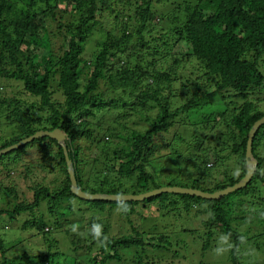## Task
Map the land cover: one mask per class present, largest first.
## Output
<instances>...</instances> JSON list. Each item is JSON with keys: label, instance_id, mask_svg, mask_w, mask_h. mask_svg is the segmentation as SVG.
I'll return each instance as SVG.
<instances>
[{"label": "trees", "instance_id": "1", "mask_svg": "<svg viewBox=\"0 0 264 264\" xmlns=\"http://www.w3.org/2000/svg\"><path fill=\"white\" fill-rule=\"evenodd\" d=\"M181 2L0 0V150L59 128L88 193H213L237 183L248 133L264 117V99L255 97L264 94V0ZM111 108L120 109L117 120L105 124ZM252 154L251 180L219 199L86 200L70 190L63 147L33 139L0 155V192L11 197L0 223L20 219L45 254L13 253L0 234V264H53L56 256L57 264H185L190 252L171 250L167 233L179 214L201 219V250L225 242L229 264H252L240 254L264 244V124ZM17 173L29 180L30 201L4 187ZM52 228L67 236L70 254L59 253ZM252 254L260 259L264 249Z\"/></svg>", "mask_w": 264, "mask_h": 264}, {"label": "rangeland", "instance_id": "2", "mask_svg": "<svg viewBox=\"0 0 264 264\" xmlns=\"http://www.w3.org/2000/svg\"><path fill=\"white\" fill-rule=\"evenodd\" d=\"M180 3H182L181 0H180ZM125 4L126 3L124 2H118V4L116 5V8H119V11L124 12V10L122 9L125 6ZM60 6L65 7V4L62 3L60 4ZM157 6L162 7L166 5L157 4ZM261 67L264 68V64L261 65ZM255 97L259 99H264V94L258 93L255 95ZM119 111L120 109H117V108L109 109L106 115L104 116L103 122L105 124H108V122H113L116 119V115H118ZM22 157L23 159H30L29 154L23 155ZM17 174L18 176L14 174V176H12L10 179H7V181L4 182V187L6 186L9 188L10 187L15 188V190H17L18 193H23L25 195V198H27L28 201H30L31 193L29 191L26 192V185H29V180H26V178L22 176V173H17ZM3 197H4V192H0V208L5 207L7 202L11 201L10 196H5L6 199ZM45 209L46 208L43 207V205L41 204L38 207H36L35 211L45 210ZM44 217H46L45 218L46 220L53 219L52 217H50V214L47 211ZM56 217H60L59 211H56ZM197 217L198 215L195 218H191V220H189V218H187L185 214H179L178 219L176 218L173 222L171 221V218H169V220L167 221V227L169 228L167 233H168L169 239L173 242L172 247H170V249L180 251V252H184L188 250L190 253L188 254L185 260L186 262L185 264H198L199 262H202V264H229L226 261L225 255H224V251L227 250L225 248L226 247L225 242L220 243L217 240L216 241L212 240L211 245H215V246H210L206 250H201V245L203 243L202 238L204 237V235H203L202 229L194 226L199 221H201V219L199 217L197 219ZM54 218H55V215H54ZM181 219H186V221L176 222L177 220H181ZM18 220H19L18 221L19 223L15 221L11 222L10 220H4L0 223V234L4 236L7 243L15 245V250L13 251V253L15 251L18 252V250L20 249H25L29 251L30 253H32L33 255H44L46 246L44 242L42 241V239L40 237L32 236L28 230L26 231V230L20 229L19 228L20 219ZM81 223H82V220L78 219L73 224H71V227L72 226L77 227L81 225ZM48 234L50 237H56L60 239V242L57 248L59 253L64 254V255L70 254V247L67 244L68 239L66 235L64 236L63 234L59 232L58 229L55 230L54 228H52ZM178 243H181L182 246L180 247ZM263 246L262 244L260 245L253 244L251 246H248L246 248V251L245 250L241 251L240 261H244L247 258H249L252 264L257 263L258 261H262L263 263L262 258L264 257H261L260 259H258V257L255 254H252L254 252L262 253V250L264 249ZM125 254L126 253H123L124 256ZM8 255H10V253ZM58 260L59 258L58 256H56L53 264H57ZM67 260L70 261L69 255L67 257Z\"/></svg>", "mask_w": 264, "mask_h": 264}, {"label": "water", "instance_id": "3", "mask_svg": "<svg viewBox=\"0 0 264 264\" xmlns=\"http://www.w3.org/2000/svg\"><path fill=\"white\" fill-rule=\"evenodd\" d=\"M264 124V117L258 119L252 125L248 136H247V143H246V150H245V158H246V172L244 176L232 186H228L224 189L215 191L213 193L204 192L199 189L187 188V187H180V186H163L160 188L152 189L150 191L141 193V194H106V193H88L83 191L77 184L75 178V171H74V164L72 160L68 157L67 150L65 147V137L66 134L59 128H55L52 130H40L26 137L15 144L10 145L9 147L0 150V155L7 153L13 149H17L18 147L32 141L33 139L48 136L52 139H55L64 150L66 164H67V171L70 177V190L72 193L77 195L80 198L86 200H95V199H105V200H116V201H138L150 198L152 196L160 195L162 193H179V194H188L193 196H198L204 199H219L224 195L229 194L235 190L243 188L252 178L254 171L256 169L257 160L253 157L252 154V143L253 138L261 125Z\"/></svg>", "mask_w": 264, "mask_h": 264}]
</instances>
